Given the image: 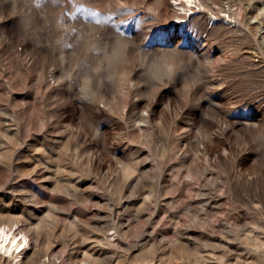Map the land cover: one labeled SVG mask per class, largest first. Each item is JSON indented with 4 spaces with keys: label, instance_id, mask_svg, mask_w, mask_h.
<instances>
[{
    "label": "rangeland",
    "instance_id": "374dc122",
    "mask_svg": "<svg viewBox=\"0 0 264 264\" xmlns=\"http://www.w3.org/2000/svg\"><path fill=\"white\" fill-rule=\"evenodd\" d=\"M189 5L0 0L1 207L77 217L118 264H198L150 252L178 239L264 264V0Z\"/></svg>",
    "mask_w": 264,
    "mask_h": 264
},
{
    "label": "bare ground",
    "instance_id": "6f19581e",
    "mask_svg": "<svg viewBox=\"0 0 264 264\" xmlns=\"http://www.w3.org/2000/svg\"><path fill=\"white\" fill-rule=\"evenodd\" d=\"M190 7H196V0H186ZM193 13V12H192ZM151 111H147V115L138 116V124L147 122L150 118ZM139 128L140 125H138ZM142 129V128H141ZM4 153H0V162ZM132 168L127 165L121 175L113 176L110 179V184L119 188L121 179L129 180L132 178ZM112 186V187H113ZM120 189H122L120 187ZM124 191V190H123ZM264 191V185H263ZM29 207L24 210H19L12 206H0V264H92V261L105 256V264H118L124 255L116 258H109L105 250H99V257L94 258L93 254L88 256L82 249L83 241L85 240L84 226L77 217L72 215L68 219L60 220V212L50 205L38 206L35 201H32ZM121 218L118 216V222ZM176 223L174 224L175 228ZM128 229L129 224H115L105 228V232L96 237L98 244H107L112 246L117 241L116 232L121 229ZM111 230H116L109 233ZM176 230V229H174ZM170 243V241H169ZM179 239L176 243L165 244L158 254L154 252V258L159 257L170 262L189 259L194 260L198 264H210L205 257L196 255L190 251H185L178 248ZM255 246L260 248L263 243L257 242ZM209 257V256H208ZM242 261L237 260L234 264H240ZM248 262V261H247ZM211 264H223L222 257L215 258V262ZM248 264H256L249 261Z\"/></svg>",
    "mask_w": 264,
    "mask_h": 264
},
{
    "label": "snow or ice",
    "instance_id": "6c2138e0",
    "mask_svg": "<svg viewBox=\"0 0 264 264\" xmlns=\"http://www.w3.org/2000/svg\"><path fill=\"white\" fill-rule=\"evenodd\" d=\"M0 234H2V233H0Z\"/></svg>",
    "mask_w": 264,
    "mask_h": 264
}]
</instances>
